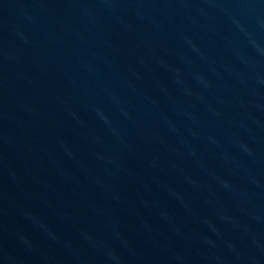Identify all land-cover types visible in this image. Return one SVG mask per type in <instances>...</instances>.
Wrapping results in <instances>:
<instances>
[{
  "label": "water",
  "instance_id": "95a60500",
  "mask_svg": "<svg viewBox=\"0 0 264 264\" xmlns=\"http://www.w3.org/2000/svg\"><path fill=\"white\" fill-rule=\"evenodd\" d=\"M0 264H264V0H0Z\"/></svg>",
  "mask_w": 264,
  "mask_h": 264
}]
</instances>
